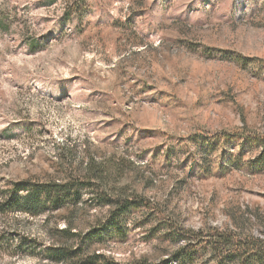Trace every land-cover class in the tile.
Listing matches in <instances>:
<instances>
[{
  "label": "rangeland",
  "instance_id": "rangeland-1",
  "mask_svg": "<svg viewBox=\"0 0 264 264\" xmlns=\"http://www.w3.org/2000/svg\"><path fill=\"white\" fill-rule=\"evenodd\" d=\"M0 18V188L101 177L140 203L102 241L87 237L112 207L89 188L4 214L0 264H62L54 247L131 264L264 248V0H0ZM219 232L236 245L215 250Z\"/></svg>",
  "mask_w": 264,
  "mask_h": 264
},
{
  "label": "trees",
  "instance_id": "trees-1",
  "mask_svg": "<svg viewBox=\"0 0 264 264\" xmlns=\"http://www.w3.org/2000/svg\"><path fill=\"white\" fill-rule=\"evenodd\" d=\"M2 24L3 20L0 18V27ZM100 178L88 177L87 179L63 182H32L29 180L15 182L8 189L0 188V216L18 211L38 216L51 212L52 209L59 210L68 204L76 205L81 202L85 188H89L94 193L91 195V201L108 204L112 207V210L109 218L98 229L89 234L87 241H102L114 234H125L127 230L125 226L131 217V212L138 209L140 203L130 197L122 198L107 195L105 193L106 189L96 187L94 183V179L97 181L102 180ZM62 232L73 235L70 229H64ZM217 236L213 244L215 250H221L223 245H225L224 248H230V244L236 245L233 242L235 237L232 233L219 232ZM46 252V256L51 260L62 264H131L117 263L111 260L102 261L100 260L102 256L96 253L83 255V248L54 247ZM195 252L196 250H180L166 264H194L196 260ZM229 258L239 262V264H264V248L256 247L254 249L249 245L234 246L229 254L217 260V264H222V261ZM133 264L149 263L141 261Z\"/></svg>",
  "mask_w": 264,
  "mask_h": 264
}]
</instances>
